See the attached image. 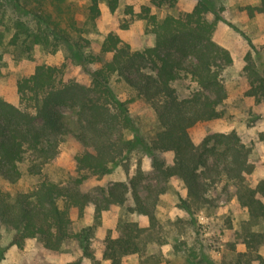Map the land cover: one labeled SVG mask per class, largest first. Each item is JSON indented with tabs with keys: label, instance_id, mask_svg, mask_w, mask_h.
Returning <instances> with one entry per match:
<instances>
[{
	"label": "trees",
	"instance_id": "16d2710c",
	"mask_svg": "<svg viewBox=\"0 0 264 264\" xmlns=\"http://www.w3.org/2000/svg\"><path fill=\"white\" fill-rule=\"evenodd\" d=\"M85 1V21L92 26L101 13L100 3L113 13L120 0ZM149 2L156 7L175 4V0ZM13 4L18 9L16 0ZM244 10L250 17L260 14L264 19V0L246 5ZM126 13L145 20V31L154 36L153 45L131 49L118 34L109 31L100 44L99 53L110 54V58L102 61L100 55L93 54L85 58L89 63H98V67L89 72L88 85L60 80L59 68L40 63L31 74L17 80L19 105L0 98V177L8 183L21 178L19 164L23 160L28 161L27 173L37 175L57 155L61 137L71 129L70 114L64 112L63 107L72 110L76 138L83 146L74 156L80 176L70 184L62 186L43 179L26 191L12 193L0 188V225L11 231L8 245L22 248L27 239L35 238L45 249L57 251L66 240L73 238L81 249V256L67 264H81L83 257L91 264H99L90 248V233L86 229L70 231L71 213L81 216L91 203L97 219L111 205L121 206L129 190L134 203L130 210L146 215L149 226L153 227L155 215L138 193L141 179L136 174L129 184L116 181L96 196L80 190L87 174L103 175L132 151L143 149L149 154L171 155L170 163L154 157L152 166L158 181L166 185L175 178L182 184L185 197L180 205L187 211L212 205L211 171L216 177L231 181L236 200L248 215L242 226L245 250L238 252L234 260L221 264H264V256L258 251L264 244V231L252 228L264 222V178L254 185L248 183L246 177L253 171L249 148L234 131L211 133L199 145L190 136L192 126L221 115L218 107L226 98L221 72L231 65L232 57L228 49L213 39L219 18L207 0H197L182 16L167 14L159 18L146 5L137 13L127 6ZM212 14L214 17L210 19ZM49 16H39L34 24L15 18L7 25L0 3V26L4 27L0 30V61L4 45L18 55L28 54L36 45L56 49L60 41L67 39L68 32ZM72 23L68 27L77 30ZM242 70L247 80L245 94L256 101L262 100L264 73L257 70L250 53L244 56ZM184 75L189 76L196 88L181 97L173 82ZM116 82L127 85L135 98L143 100L153 110L158 129L149 142L136 133L126 136L127 130L132 131L127 107L130 100L118 97L113 88ZM210 157H213L212 164ZM164 190V185L159 187L153 196L154 202ZM146 230L136 221L120 222L118 233L107 234L103 239L101 258L108 264H123L125 257L143 254ZM5 249L6 246H0V258Z\"/></svg>",
	"mask_w": 264,
	"mask_h": 264
},
{
	"label": "rangeland",
	"instance_id": "374dc122",
	"mask_svg": "<svg viewBox=\"0 0 264 264\" xmlns=\"http://www.w3.org/2000/svg\"><path fill=\"white\" fill-rule=\"evenodd\" d=\"M0 0L4 10V21L20 18L34 24L39 16L59 23V27L67 33V39L58 43L56 49L36 45L28 54H18L6 45L3 46V57L0 61V98L14 105H19L16 93L18 79L32 73L36 64H47L60 69L58 78L63 81L75 80L81 84L90 83V71L98 67V63H89L85 58L89 54L100 55L103 60L110 54H100V44L109 31H114L131 49H142L154 43V36L145 31L144 19L126 13L127 6L137 13L141 7H150V12L161 18L167 14L182 16L190 11L197 0H175L173 6L156 7L149 0H120L115 12H109L104 3H100V15L94 25L86 23L87 3L85 0ZM212 11L219 18L213 33V39L228 49L232 63L221 72V80L225 87L226 98L219 105L221 115L210 121L199 122L190 128V136L196 145L211 133H227L234 131L240 140L249 148V162L253 171L246 179L254 185L264 178V98L256 101L247 96V80L242 70L244 56L250 53L252 60L261 73H264V19L260 14L248 16L244 7L256 5L259 0H207ZM214 15H209L212 19ZM73 22V23H72ZM74 24L75 29L68 25ZM4 27L0 26V30ZM69 37V39H68ZM77 42V43H75ZM75 51L77 55L75 54ZM179 96L189 95L196 88L195 83L184 75L173 82ZM121 100L127 103L132 131L125 132L127 137L138 134L145 142L154 136L158 129L153 110L143 100L134 97L133 91L124 83L113 85ZM70 114V131L61 137L57 155L46 163L40 174L30 175L26 171L28 161L19 164L21 178L10 184L0 177V188L12 193L33 188L37 182L48 179L62 186L68 185L80 176L75 167L74 156L83 150L76 138V129L72 110L63 107ZM159 158L170 163L169 153L155 152L149 154L143 149L129 153L127 157L111 165L103 175L87 174L80 190L92 195H99L116 181L129 184L134 174L140 177L139 195L146 205L153 210L155 223L149 226L148 217L130 210L133 206L131 190L125 202L111 205L102 211L99 218H94L93 205H86L83 214L71 213L70 231L72 233L86 229L89 233L90 248L99 264H108L101 258L103 239L107 234L116 235L118 224L124 220L136 221L139 226L146 227L144 234L145 248L141 255H131L123 259V264H137L145 261L148 264H221L234 260L238 252L245 250L242 243V226L246 224L248 215L236 200L235 188L231 181L224 177H216L211 171L214 183L209 191L212 205L201 209L187 211L181 207L185 197V189L175 178L166 185L156 178V170L152 159ZM213 157L209 158L212 164ZM164 192L158 194L154 202L153 196L160 186ZM153 206V208L151 207ZM264 231V222L252 226ZM11 231L0 225V246H6L0 264H67L81 256V249L73 238L66 240L57 251L45 249L35 238L25 241L22 248L8 245ZM264 256V244L259 249ZM81 264H91L82 258ZM252 264H257L253 262Z\"/></svg>",
	"mask_w": 264,
	"mask_h": 264
}]
</instances>
